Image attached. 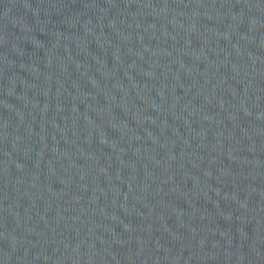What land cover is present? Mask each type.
<instances>
[{
  "label": "water",
  "instance_id": "obj_1",
  "mask_svg": "<svg viewBox=\"0 0 264 264\" xmlns=\"http://www.w3.org/2000/svg\"><path fill=\"white\" fill-rule=\"evenodd\" d=\"M264 155V0H0V264H109Z\"/></svg>",
  "mask_w": 264,
  "mask_h": 264
}]
</instances>
